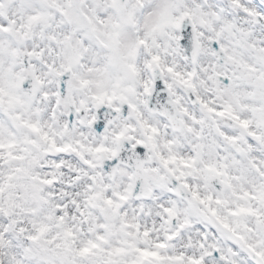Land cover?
<instances>
[{"label": "snow or ice", "instance_id": "snow-or-ice-1", "mask_svg": "<svg viewBox=\"0 0 264 264\" xmlns=\"http://www.w3.org/2000/svg\"><path fill=\"white\" fill-rule=\"evenodd\" d=\"M0 264H264V0H0Z\"/></svg>", "mask_w": 264, "mask_h": 264}]
</instances>
